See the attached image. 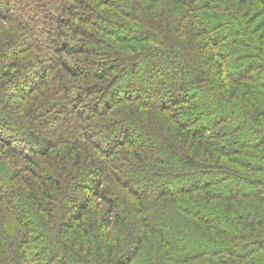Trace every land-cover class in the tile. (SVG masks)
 <instances>
[{
  "label": "trees",
  "instance_id": "16d2710c",
  "mask_svg": "<svg viewBox=\"0 0 264 264\" xmlns=\"http://www.w3.org/2000/svg\"><path fill=\"white\" fill-rule=\"evenodd\" d=\"M0 264H264V0H0Z\"/></svg>",
  "mask_w": 264,
  "mask_h": 264
},
{
  "label": "rangeland",
  "instance_id": "374dc122",
  "mask_svg": "<svg viewBox=\"0 0 264 264\" xmlns=\"http://www.w3.org/2000/svg\"><path fill=\"white\" fill-rule=\"evenodd\" d=\"M208 111H209V110H208ZM209 121H210V124H211V123H212L211 118L209 119ZM244 187H245V188H244V191H245V192H248V190L250 191V188H251L250 185L245 184ZM213 247H214V246H213Z\"/></svg>",
  "mask_w": 264,
  "mask_h": 264
}]
</instances>
